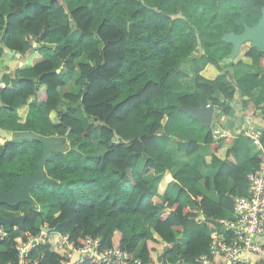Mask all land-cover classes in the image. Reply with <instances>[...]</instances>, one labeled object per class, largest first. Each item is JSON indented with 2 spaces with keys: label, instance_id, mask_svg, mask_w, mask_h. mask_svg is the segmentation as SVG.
I'll list each match as a JSON object with an SVG mask.
<instances>
[{
  "label": "trees",
  "instance_id": "obj_1",
  "mask_svg": "<svg viewBox=\"0 0 264 264\" xmlns=\"http://www.w3.org/2000/svg\"><path fill=\"white\" fill-rule=\"evenodd\" d=\"M92 1V8H74L67 0H0V73L6 72L0 127L58 138L70 130L65 152L51 154L44 165L53 182L30 192L35 206L0 205V213L26 218L1 242L0 262L17 264L14 240L47 224L71 245L90 236L150 264L178 257L192 263L208 253L211 233L222 232L219 221L233 214L235 198L249 196L246 178L261 154L245 137L215 139L207 131L202 143L210 166L196 141L179 140L177 152L193 164L178 168L162 121L182 129L195 124L181 105H212L218 118L235 98L253 116L264 100V91L257 105L250 99L264 88V53L244 44L224 67L232 47L223 37L256 25L264 0ZM185 61L195 89L175 99L172 88L186 77L180 69ZM208 65L217 70L211 80L201 75ZM66 86L76 92L70 87L61 94ZM261 143L264 148V134ZM41 155L35 141L0 145V191L9 192L21 174L33 175ZM41 252L39 264H61L62 251Z\"/></svg>",
  "mask_w": 264,
  "mask_h": 264
},
{
  "label": "built area",
  "instance_id": "obj_2",
  "mask_svg": "<svg viewBox=\"0 0 264 264\" xmlns=\"http://www.w3.org/2000/svg\"><path fill=\"white\" fill-rule=\"evenodd\" d=\"M262 132L260 128L252 127L243 131L241 135L260 151V162L258 168L247 175L249 196L235 198L233 220L221 221L224 225L223 235L212 233L208 253L195 258L192 263L178 257L171 263L162 261L161 264H243L247 262L242 257L243 254L260 255L264 252L258 240L264 233V148L261 143ZM211 133L215 139L230 137L224 130L214 129L211 130ZM15 216H21V214ZM18 229L19 226L13 225L11 232H17ZM10 233H6L0 226V251L1 242ZM228 235H230L229 238H227ZM14 241L17 264H39L44 257L43 252L36 253L40 247H47L51 252L62 251L61 264H83L85 262L91 264H150L144 262L135 252L130 253L120 248L103 247L99 238L86 236L81 245H71L67 235H61L50 230L47 224L40 225L38 233L35 235L26 232L23 237H18ZM0 264H12V262H0Z\"/></svg>",
  "mask_w": 264,
  "mask_h": 264
},
{
  "label": "crops",
  "instance_id": "obj_3",
  "mask_svg": "<svg viewBox=\"0 0 264 264\" xmlns=\"http://www.w3.org/2000/svg\"><path fill=\"white\" fill-rule=\"evenodd\" d=\"M80 62L83 61V58L79 60ZM230 62L229 58L224 59L221 62V65L226 67L225 65ZM181 71L186 75V77L176 86L172 88V95L175 99H178L183 96H187L193 93L195 87H194V79H193V69L190 61H185L180 64ZM229 70V69H228ZM231 73L233 74V69H230ZM2 76L6 73L5 71H2ZM201 75L205 77L206 79H213L217 75V70L212 66L208 65L205 67ZM1 76V77H2ZM0 77V78H1ZM76 77L74 76L73 82L75 81ZM3 85L0 84V88H2ZM71 86H66V90L64 91V88L59 89V92L61 94L69 92L71 90ZM68 90V91H67ZM263 89L256 90L251 96L250 99L253 101V104H256L255 100L258 99L262 95ZM257 105V104H256ZM212 106V105H208ZM214 107V106H213ZM231 111L224 116H218V118H215V112L217 114L218 110L214 107L213 117L211 121L210 127L206 128L208 131L211 130H224L227 132V134L230 136L229 138L235 139L237 137H243L241 136L243 131L248 130L249 128H260L264 134V100H261L258 104V106L255 107V112L252 117L248 116L246 112L244 111L243 105L238 100V98H235L234 101L231 102ZM216 119V120H215ZM162 127L164 129V132L168 135V137H171L174 142L169 146L168 152L170 153L176 167H182L185 165H191L193 164V159L187 157L183 153H179L176 150L175 147V141H186V140H194L198 143L200 154L204 157L205 165L210 166L211 164V154L209 151V148L202 143V139L204 136V129L199 126V124L196 122L195 124H190L187 127H184L183 129L180 128L179 123H170L167 118H165L162 121ZM193 137V138H191ZM256 151V150H255ZM254 151L255 155L256 152ZM254 155V157H255ZM145 159H142L139 163L138 170L140 171L144 165ZM204 168H201L203 170ZM200 170V171H201ZM256 170V169H255ZM254 171V170H253ZM203 174L205 177H208V175L203 171ZM209 177H210V173ZM247 179V178H246ZM215 201L216 198L211 196ZM234 218L233 214L230 217L223 218L219 221V225L222 229L221 233H217L219 235H223L224 232V225L221 223V221H232ZM216 233V232H215ZM212 234V233H211ZM211 237V235H210ZM261 243L264 251V233L263 235L258 239ZM242 257L247 260V262L243 264H264V252L260 255L257 254H243Z\"/></svg>",
  "mask_w": 264,
  "mask_h": 264
},
{
  "label": "water",
  "instance_id": "obj_4",
  "mask_svg": "<svg viewBox=\"0 0 264 264\" xmlns=\"http://www.w3.org/2000/svg\"><path fill=\"white\" fill-rule=\"evenodd\" d=\"M224 42L231 45V52L229 59L235 58L242 45H249L250 48H255L259 52L264 53V8L261 11V18L253 27H244V31L239 35L229 34L223 37ZM15 57L20 59L21 56L16 54ZM58 69L56 72L59 73L61 70ZM2 73H0V77ZM180 111L185 113L188 117L194 119L201 128H208L211 125L214 107L213 106H200L193 108L187 105H181L178 108ZM68 130L63 138L55 136L44 137L30 132H11L0 127V140L3 142H14V141H35L42 146V155L36 167V172L33 175L21 174L19 181L14 184L13 188L4 193L0 191V205H5L8 208L15 209L20 204H27L30 207L35 206V202L30 197V192L35 187H40L44 184L52 183L44 170V165L51 154H62L65 152V138L69 134ZM25 216H15L11 218L4 217L0 213V226L3 227L6 233L11 232V227L17 225L24 227ZM264 230V224H263ZM49 232V230H46ZM166 264V263H163Z\"/></svg>",
  "mask_w": 264,
  "mask_h": 264
},
{
  "label": "rangeland",
  "instance_id": "obj_5",
  "mask_svg": "<svg viewBox=\"0 0 264 264\" xmlns=\"http://www.w3.org/2000/svg\"><path fill=\"white\" fill-rule=\"evenodd\" d=\"M46 2H48L49 0H45ZM68 2H69V4H70V6L71 7H77V6H79V5H82V4H86L87 6H89V7H91L92 8V6H93V1L92 0H67ZM7 2L6 3H4V8H6L7 7ZM98 24H99V20H97L96 21V25L94 26V31H93V35H92V39H91V41L90 42H93V41H95V39H96V35H95V30H96V27L98 26ZM72 33H73V35H74V37H77V32L75 31V29H73L72 28ZM249 45L250 44H248V45H246V46H248L249 47ZM253 71H255V69H252ZM71 88L73 89V91H75L76 92V90L74 89V87H72L71 86ZM64 91L66 90V88H64L63 89ZM68 91V90H67ZM126 93V92H125ZM124 95V93L123 94H121L120 95V97L118 98V100H121ZM215 115L217 116V114H216V112H215ZM77 116L80 118V119H82V120H84V122H88L89 120H88V118L83 114V112L81 111V110H78L77 111ZM216 116H215V118H216ZM216 120V119H215ZM204 133H206L207 131H208V129H204ZM191 138H193V137H191ZM65 142H66V144H68V141H67V139L65 140ZM64 142V143H65ZM4 142L2 141V140H0V145H2ZM65 150H66V146H65ZM102 150L100 149V152H101ZM41 209V208H40ZM45 209V208H44ZM9 216L7 217V215H5L4 214V216L5 217H7V218H11V217H13V214H8Z\"/></svg>",
  "mask_w": 264,
  "mask_h": 264
},
{
  "label": "flooded vegetation",
  "instance_id": "obj_6",
  "mask_svg": "<svg viewBox=\"0 0 264 264\" xmlns=\"http://www.w3.org/2000/svg\"><path fill=\"white\" fill-rule=\"evenodd\" d=\"M1 214H2L3 216H4V214L7 215V217L9 216L8 213H4V212L1 213ZM13 216H15V215H13ZM4 217H5V216H4Z\"/></svg>",
  "mask_w": 264,
  "mask_h": 264
}]
</instances>
